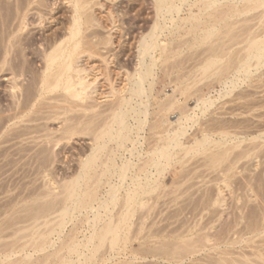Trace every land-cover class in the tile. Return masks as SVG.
<instances>
[{
	"label": "bare ground",
	"instance_id": "6f19581e",
	"mask_svg": "<svg viewBox=\"0 0 264 264\" xmlns=\"http://www.w3.org/2000/svg\"><path fill=\"white\" fill-rule=\"evenodd\" d=\"M101 1L100 0L60 1V2H64L67 5L66 7H68L69 13L66 16V18L63 19V21L61 20L62 22L59 21L58 25L56 26L55 23H57L56 21H58L59 19L56 18L58 16H55L54 12L56 13L57 8L59 9V7L57 6L59 0H0V15H1L0 18H2V22L0 23H2L1 29H3L2 30L3 37L1 40L3 43V52H1L3 54L2 55L4 61L3 63H7L12 67H14L13 66L14 59L17 58L20 61L19 65L18 66L16 65L17 68L16 69L13 68L14 71H10L13 72L14 75L12 79L13 81L10 79L13 82L12 85H10L12 86L13 89L11 91L12 93L11 97L14 98L15 100L14 104L11 105H14L15 107H11L12 109L14 108V110L12 111L14 114L11 112L9 113L11 115L10 116L8 113H6L8 114V118H6L8 121L7 120L4 121L6 123V124L3 123L6 125V127L5 126L4 127L8 130H11L14 128V127L12 128L13 125L18 124L17 126L21 125L20 127L25 128L26 131L29 132L30 130L29 133H26V131L21 128L24 132L20 130L18 136H21L23 133H25V135L28 134L31 135V133L35 132V130L36 131L38 130V132L39 131L42 132L44 130V132L45 131L46 132L45 133L43 132L44 135L42 134L40 138L39 136L41 132H39V135L38 132L36 133L38 138H36L35 133H34L35 137L34 135H31L30 137L31 138L34 137L35 140L37 139L42 140L44 136L45 140L43 139L41 142L46 141L45 143H47V145L49 143L52 144L53 142L60 143L63 142L62 140L65 141L66 139L71 140L78 135L80 136L82 135L84 139V140L82 139V141H84V143L86 142L85 146H87L86 147L87 150L86 151L84 150L81 156L79 155L81 158L79 160L77 173L76 171H74L76 174L73 177L70 176V178L66 176L67 179L69 178L68 180L65 179L64 177L66 181L63 180L64 182L63 181L60 182L61 185L59 184L58 186L55 185L53 186L51 183H49V181H51L49 179L47 180L48 182L44 181L45 184L43 183L42 186L43 188L40 189V190L44 189L43 192L41 191L43 193L41 199L40 197H38L40 194L39 195L37 194L38 195L37 197L41 201L39 202L38 200V204L36 205L30 204L26 206L27 207L26 212L28 211L29 214L31 215L28 216V213H26L27 215L26 217L34 218L35 220H37L36 222L41 225V223L44 222L45 220L42 221V219H40L41 221H38V218L40 217L43 218L48 215L53 216L57 212L58 215L56 214L54 215V220L57 221L54 223V221L52 220L53 224L55 225L52 224L51 226L55 227L54 229L59 228L62 230L67 221L69 222V220L71 219L73 220V218L76 217L77 214L83 213L84 217L83 216H82L83 218L79 217V221L81 220L80 222L83 221L87 225L86 227H88L89 231L86 228L85 229L89 233L84 237V239H78L77 238L78 236H76L75 233H72V236L68 235L69 236L68 238L66 237L67 235L66 236L64 235L67 239L61 238L63 241L60 238H59L60 240L57 239L56 241H61V244L59 243L60 244L59 247H56L53 251L51 250V252H47V254L43 253V255L45 256L42 255L43 257L40 258V260L43 258L41 260L42 262L39 259H37V256L34 261L32 260L33 253L31 252L33 251H31L30 253L25 252L24 256L29 258L28 259L29 262L26 261L28 264H41V263L44 264L43 263L44 260H46V262H52V259H54L55 262L51 264H91V262L92 261L94 262V260H97L96 262H99L101 260H109L115 258L122 250L124 251V249H128L125 246L128 243H130V235H135L136 233L139 234L138 233L139 227L140 230L143 228L147 217V215L145 216L146 211L149 212L151 210H154L155 207L156 209L158 208L157 206L159 204L158 202L159 198L165 196L164 194L166 193L167 188L171 186V185L168 186L167 180H165L168 171L172 172L171 169L173 168L174 170L180 169V171H184L183 169L185 165L184 163L187 161L185 159L189 158V157L186 158L185 156L202 152L204 153V155L205 154L209 155L208 158L210 157V160L206 159L207 156L205 157V159L207 161H212L213 163L212 162L211 163L214 165V167H216L219 165L218 163H220V161L222 162V159L225 156L227 157L228 155H230L233 148L235 149L237 147H243L242 142L244 140L240 138L241 134H243L244 132L241 131L242 126H240V124L230 125L229 124L230 122L228 123L229 120H227V122L222 121L223 119L220 120V117L218 118L212 116L211 114H216L217 112L221 114L220 113L221 111L223 114V108L225 107L224 103L222 105L223 106L222 109L219 108L221 110L220 112L219 109L218 110L214 109V107L218 106L219 101L224 100L225 102V98L227 96L233 94V92L235 90H238L237 88H240V86L246 83V81L248 82V80L250 81V79L254 78L255 77L254 74L263 73L257 71H260L261 67L264 66V0H150L149 4L151 5L152 8L151 13H153L152 21L151 24H149V27H147V30H145V28L143 30L140 29L141 31H138L139 33L138 34L136 33L137 35L134 36L135 39L133 38L134 39L133 52H132V41H131L132 31H130L128 27L126 28L125 26L127 24V20L130 17L129 16L130 11L127 10L125 11L124 9L121 8L124 6L122 3L121 4L123 6H121L120 4L122 0L120 1L109 0L112 2L111 5H113V2L114 3L116 2L111 7H109V5L107 7V5L105 4L107 2L104 3L102 1L103 2L102 3ZM60 4L61 3H59L58 5ZM185 6H187V8H185ZM98 9L99 11L100 10L103 11L105 16L104 14L102 15L103 17L99 16L97 14ZM185 10H187V13H184ZM49 19L55 22L53 24H55L56 27L55 29H53L51 33L48 32L47 34V31H44V29L47 27L45 24H47L46 21H48ZM180 29L181 30L187 29L188 33H192V35L190 36L188 35V37L192 36L191 37L192 39L190 38L191 41H189V43H192L191 44L192 46L190 45L189 48L193 46L203 47L204 45V48L201 49V52L199 54L198 61L196 60L197 61L196 64H198L199 70H201L200 72L201 75L195 78L194 83L192 82L193 81L192 79L193 76H192L191 83L193 84H191L190 82L188 84L187 79L185 82H182V85L188 84L186 86L179 85L180 82H176L175 85L172 86L171 89L172 92L170 90V93L167 94L165 93L161 95V96L164 95L163 97L164 99L160 103V101L158 100H161L162 98L157 96L159 95L156 92L157 90L155 91L156 94H154V92H153L154 95L152 94L154 85L158 83L156 80V75H157L156 67H158L160 63L163 64L161 66L162 67L161 72L164 73V71L167 70L166 75L167 76L170 75L171 69L165 68L168 67L167 61L171 57H175L180 53V49H177L175 46L177 47L182 46L183 44H180L179 42H181L183 39L182 40L180 39L181 41L177 39L178 42L176 41L175 45L172 42V44L177 50L174 47H171L172 49H169V44H170L169 40L171 41V39L168 38L169 35L167 32L173 35L175 33V35H177L178 33L176 34V32H179V34H181ZM47 30L49 31V29ZM183 30L182 32H185ZM129 31L131 32V34L129 33ZM181 37L182 35H180V38ZM183 37L185 36L183 35ZM177 43H179L180 45L179 44L177 45ZM184 43L187 42L184 41ZM185 48L186 47L184 46L183 49ZM14 54L16 55V58L13 57ZM180 54L182 55V53ZM192 54L193 53H191V55ZM179 55L177 56L178 58L175 57L176 59L175 58L173 59L175 60V62L171 61L173 65L175 63L178 64L177 60L181 61L182 65H184V63L187 62L186 57L188 58L190 57V56H185V57L183 56L184 58L182 59L185 58L186 59L182 60L180 58L181 55L180 56ZM132 57L134 60V68H132ZM194 58L196 57L194 56ZM111 64H115L116 69H118L119 71L118 70L115 71V69H112L111 68L112 66H110ZM189 67L192 68L191 66ZM160 68L159 70H161ZM169 69L170 71L168 72ZM177 69L179 70V68ZM186 73L184 72L183 74L180 72V74L183 76L184 75L186 76ZM189 75L188 78L191 77ZM21 77H24L25 79L28 78V81L24 80L28 82L26 86L24 84V87L22 85L18 86L21 84L19 83L21 82L19 81ZM263 77L262 79H264ZM205 78H211L209 80L212 81L209 82V80L206 79L208 83L203 85V87L201 86L202 84L200 83H199L200 85H197L199 81L204 82L203 79ZM183 79L184 78H182V80ZM191 79L189 78V81ZM168 80L169 82L172 81V83H174L172 79H168ZM252 81L250 85L252 84V86H255L253 85L254 83H252ZM23 83L24 82H22V84ZM172 83L170 82V84ZM195 85L198 87L201 86L199 89L198 87H196L198 91L195 87H194L195 90L193 89V86ZM165 86L167 87V85ZM168 86L170 88V85ZM165 90L167 91L166 88ZM192 91H196V92L192 93ZM249 91H251V89ZM243 94L242 95L239 94L241 100L246 97L247 98L244 99V101L247 100L249 97L251 98L250 95L245 96ZM236 95L237 94H235V96ZM253 95L254 93L252 94V96ZM236 98H238V95ZM153 99L155 100L158 99L157 100L158 102H156L158 104H155L154 107H157L156 105H158L159 107H157V111L155 110L156 117L154 119V122H152L151 125H149L150 124L149 119L151 114L150 110ZM191 101L194 103V105L191 104ZM256 108L258 109V107ZM224 114L226 113L224 112ZM209 115H211L210 116L211 118L208 117ZM25 116H27V119H25ZM203 118H205V120H202ZM15 119H17L16 121H18L19 119L20 120L19 122H16L14 124ZM23 119L27 120L30 124ZM22 120L27 122L26 127L25 125H23L24 127L22 126L21 123H24L22 122ZM54 121L56 122L57 127L53 125L55 128H49L47 126L48 123ZM196 123L201 125L199 129V132L202 134L201 138L198 137V135L196 136L195 134L196 132L195 133L191 132V134L188 135L189 130H191L194 124L196 126ZM147 126L148 129L151 130L160 129L158 132L160 136L157 139H155L156 141L154 140L155 143L154 141H152V143L154 144H152L149 141L152 144V146L149 145L147 150H145L146 147L144 149L142 148L144 145L143 139H145V136L148 137L152 132H154V131L152 132L150 131L151 133H149L148 136L142 135V132H145ZM233 127L234 129H231ZM237 129L240 130L237 131ZM9 132L10 131H8V133ZM192 133L193 136H191ZM151 135L153 136L154 134L152 133ZM258 137L259 136H255L253 137V139H257ZM184 138H187L188 142L186 139L185 142V140H183ZM192 138L193 140L190 142ZM6 139L4 138L5 141ZM39 140L35 142L38 143ZM146 141L147 140H145V142ZM259 142L260 141H258V143L254 142L253 143L254 146L252 144L251 148L249 149L246 148L247 150L245 152H240V149L237 150V152H240V154H238L239 156L237 157L239 158L246 157L245 156L246 153L252 150L255 151V149H256V153L260 154L261 153L260 151H262L263 148L259 152H257L258 151L257 148H261L263 146H261ZM212 147L214 148L216 147L218 150L213 149L214 151L213 150L211 151L210 149ZM18 148L20 147L18 146ZM207 150H210V153ZM182 151L184 152V154L182 153V155H184L185 158H182L183 157L181 155ZM205 152H208L209 154ZM50 156H51V152L46 154V156H44L43 159H48ZM237 157L234 158L235 163L233 164L229 163L228 165L230 166H227L225 169H221L220 175L216 176L217 177L216 179L220 180L219 183L217 182V190H218L217 194L219 193V196L217 195L216 197H212L211 195V197H208L206 194V197H208V201L205 200L206 198L203 199V201L204 200L207 201V205L205 204L206 202L205 203L203 202L206 206H208L209 203L210 205L216 203L218 206L220 203H224L225 205V201L223 200L222 197L224 190L227 187H231L229 181L231 177L234 176V174H236L235 170L237 173L239 171L237 170L238 167H236L237 169H235V165H238L239 162L241 161V160H238L239 162L236 161L235 159ZM193 158L196 159V157ZM34 161L35 160H33V162ZM45 166L46 165H44V167ZM191 167L189 166V168ZM50 172L51 171H49V174ZM186 172H182V175ZM175 178H177V176H175ZM180 178L178 179L180 180ZM179 180L177 181L179 182ZM177 181L172 183L174 187L178 188V184L176 185V183H178ZM198 181L199 180H197L196 182ZM213 181H215L214 178ZM244 181L246 180L244 179ZM221 182H223L222 185ZM253 182L255 183L256 181ZM258 182L259 181H257V183ZM179 185H181V183ZM187 185L186 188L189 187ZM206 185L210 186L211 184H206ZM58 187H60L61 190ZM169 189L170 188H168V190ZM168 190H167V194L171 192V190L170 192H168ZM173 190L175 191L176 189L173 188ZM179 193L175 195L179 196ZM202 197L204 198V195ZM30 201L31 200H29L28 202ZM36 202L37 201H35L34 204ZM161 204L163 206V203ZM236 205L239 206V204ZM261 205L260 208L262 207ZM206 206H204V208ZM240 207L241 205L239 206V208ZM218 208L216 207V209ZM220 208L222 209V206ZM212 209H214V207ZM139 210H143L145 214L142 212H139L141 213L142 216L139 213L137 214L141 216L139 217L140 221L138 220L140 222V226L138 228L137 227L135 228V226H137V224L139 223L137 221V224H135L134 226L135 229H134L131 226L133 223L132 217L133 215L136 214L135 212ZM182 211L183 209L181 210V212ZM52 212L55 213L53 214ZM51 213L53 215H51ZM49 216L46 218L47 219L49 218L51 220L52 218H50ZM55 217L57 218L55 219ZM221 217H219V219ZM13 218L15 219L17 217H13ZM34 219H32V223ZM47 219L44 223L46 224V222L48 221L47 224L49 223V225H46L44 227L42 225L41 227L44 228L43 231L38 229L39 225L37 224L35 225L36 222H34L33 227L32 225H30L31 227L28 228L30 229L36 228L38 229L37 232L36 230L35 231L32 230V232H29L30 229L27 228L29 233L25 234L24 232L26 230L24 229L25 230L24 231L22 230V227H20L22 232L24 233L23 235H25L27 238L28 235H30V233H33L31 235L32 240L30 241V243L28 242L29 244L25 245L24 247L21 246L22 249L25 250L28 248V246L29 249H31L30 248L31 246L34 247V251L38 252V250H45L52 245V244L49 245V243H52L49 241L50 238L52 237L50 236L48 240L46 237L47 235L45 236L46 233L45 230L48 231L50 229L49 228L50 224L52 223L50 222L49 219L48 220ZM244 219L245 218L241 219L242 222L244 221ZM8 221L10 222V220ZM14 221H16V219ZM75 222L77 223L78 221L76 220ZM239 222H235V223L238 224ZM14 223L15 222L13 223L11 222L9 223V225L6 224L5 225L6 227L7 226L10 227V225H12L13 227ZM151 223L155 224L156 222L154 221L153 223L152 221ZM246 223H247L246 226H244L246 232L244 233L241 232L242 235L240 233L239 234L240 237L239 235L237 236L238 238L229 237L230 239L228 238L227 240H225V238L222 237L224 238V240L223 239L222 240L227 246L231 244H237V243L241 244L242 242H246L247 243L246 246L243 247H248L252 249V252L246 250L247 252H249V254L245 251V249H243V247L241 248V250L237 248V250L239 249L240 251L236 253H234L235 252L234 250H233L234 252L228 251L229 248L222 250L223 247L221 248L219 246L221 244L219 243L220 241H218L219 238L217 239L216 236H213L214 234L211 235L210 233H208L210 235L208 234L206 235L203 233L205 236H200L199 233L197 232V234H195L194 236L192 235L187 236L190 232L193 231L192 230L193 228L187 229V231L185 230L187 234H185L182 231L180 234L175 232V234L176 235L178 234L177 236H180L181 239H179L180 240L179 242L177 241L173 242L174 239H172V241L170 242L171 237L168 238L169 235H167V233L171 232V230L168 231L167 229L164 228V230L168 231L167 233H165L166 235L165 238L167 237L166 238L167 240L165 241L164 239L161 240L159 238V240L162 241V242L159 241V243H162V245L165 244L164 245L165 247L161 248L162 245H159L160 246L159 248V246L156 244L158 243L157 241L155 242L151 240L152 242H155L154 244L150 242V239L145 240V241H149V243L144 242L142 240L143 241L142 243H144V245H141V247L145 246L146 243H148L149 246V247L145 246L146 249L149 248L148 250L145 251L144 248L143 250L140 249L139 244H141V242L137 240L139 242V244H137L136 246L139 247V250L136 249L138 253L141 252L140 250H142V252L145 251L147 253L143 252L142 254L140 253L141 255H139L136 251L135 252L133 251V253L131 252L132 260H140V259L144 260L146 258H153L158 262L156 264H184L183 263L185 262L184 260L188 259L192 254H195L198 251L204 250L206 248L208 249L214 248L215 249L214 251H216V255L214 252H213L214 255H212L211 253V256L213 257L208 258L209 261L207 260V262L210 264L211 262L212 264H264V251L263 249H260L259 248L260 245H258L260 243L264 244V206L261 208V212L259 213L257 219L254 218L253 221L249 220ZM191 224L192 223L190 222V225ZM80 225L82 224L80 223ZM2 226L0 224V227ZM36 226H38V228ZM47 227L49 229H47ZM76 227H74L75 230ZM131 227L133 228V230H131L133 232L137 229L136 232L133 234H131L130 232ZM179 227L180 226H178V228ZM203 227L205 228V226ZM146 228H150V225L148 227L146 226ZM1 229L2 228H0V231ZM21 230L20 229L18 230L17 227V230L14 233L15 234L22 233L19 232ZM75 230H73V232ZM161 230L162 232H164L163 227ZM176 230L174 228L173 232ZM80 231L81 230L77 232L80 234ZM68 232H70V230ZM68 232L66 234H68ZM84 233L85 232H83V234ZM219 233H218V237H219ZM175 234L173 235L170 234V236L171 235L176 236ZM146 235L148 236V234ZM157 235L159 234L157 233ZM162 235L164 234L162 233ZM196 235H198L199 238L201 237L202 238L199 239L198 236L196 238ZM16 236L13 237L15 239H18L16 238ZM144 236L141 237L144 238ZM136 237L137 235L134 236L133 238L138 239L139 236L137 238ZM0 238H1V234H0ZM155 238L156 240H158L157 237ZM20 240H22V238ZM163 240L165 241V243ZM198 240L201 241V243L202 241L204 243L201 244ZM0 241L2 240L0 239ZM197 241L203 246L201 247L200 245V247H198L199 244L195 243ZM16 242H14V244ZM135 244H133V246ZM149 244L150 245L153 244L155 248L153 247V249L151 250ZM195 244H197L198 246H196ZM11 246L12 244L10 245L9 243L8 245L6 244V246L2 245V247L4 248L5 247L8 248ZM132 247L130 246V249ZM219 247L220 249H218ZM158 248L162 250L160 252H156V249ZM65 249L67 250V252L65 251ZM63 251L66 252L67 254H64ZM13 252L14 251L12 250L11 253ZM8 254L7 256L10 257V254L9 255ZM15 254L17 253L15 252ZM249 255L254 256L255 258L254 257L252 258ZM7 256L5 255V257ZM206 256H210V255H206ZM25 257L23 258L20 257V258H22L23 261ZM212 258L213 260H211ZM3 259L1 260L4 261ZM49 259L50 261H48ZM7 261H8L7 264L8 263L12 264L11 260L10 262L9 259ZM19 261L21 262V260ZM16 262L18 264V260ZM127 262H126L127 264L132 263L131 261H127Z\"/></svg>",
	"mask_w": 264,
	"mask_h": 264
},
{
	"label": "rangeland",
	"instance_id": "374dc122",
	"mask_svg": "<svg viewBox=\"0 0 264 264\" xmlns=\"http://www.w3.org/2000/svg\"><path fill=\"white\" fill-rule=\"evenodd\" d=\"M60 1H63V0H59V2H58V4L59 3H61L60 5L62 6V8H61V6L60 5H58L57 4V6L59 7V9L57 8V10H56V13L54 12V14H55V16H58V17H56L57 19H59L58 21H56L57 23H55L54 21H51L50 19L48 20V21H46L47 22V24H45L47 27L44 29V31H47V34H48V32L49 33H51L52 31H53V29H55V27L58 25V22L59 21H63V19H65L66 18V16L68 15V7H66L67 5L64 3V2H60ZM101 1V0H100ZM104 3L105 2H107V3H105L106 5H107V7H108V5H109V7H111V6H113L115 3L113 2V5H111L112 4V2L111 1H107V0H102ZM101 1V2H102ZM120 1V0H119ZM119 1H118V3H119ZM141 0H122L121 2H120V4L122 3L125 7H126V9H125V7L121 4V6H123V7H121L122 9H124L125 11L127 10V11H130L129 12V19L127 20V24L125 25L126 26V28L128 27V29L130 30V31H132V52L134 51V49H133V46H134V36H136L139 32L138 31H141V30H143L144 28H145V30H147V27H149V24H151V21H152V17H153V13H151L152 11V8H151V5L149 4L150 2V0H142L141 2H140ZM145 1H147V2H145ZM102 2V3H103ZM110 2V3H109ZM143 2V3H142ZM63 3V4H62ZM149 4V5H147V4ZM143 5V6H142ZM65 8V9H64ZM120 8V9H121ZM185 8H187V6H185ZM149 9V10H148ZM63 10V11H62ZM65 10V11H64ZM101 11V10H100ZM99 11V9L97 10V14L99 15V16H102L103 14H104V12L103 11H101L100 12ZM59 12V13H58ZM184 13H187V10H185V12ZM61 14V15H60ZM149 14V15H148ZM63 15V16H62ZM152 15V16H151ZM1 16V15H0ZM54 16V17H55ZM104 16H105V14H104ZM103 17V16H102ZM136 17V18H135ZM138 18V19H137ZM136 20V21H135ZM51 21V22H50ZM61 21V22H62ZM131 21V22H130ZM0 22H2V18H0ZM146 24H145V23ZM53 23H55L56 24V26H55V24H53ZM181 23H183V22H181ZM50 24V25H49ZM183 24H185V23H183ZM182 24V25H183ZM2 23H0V32H2V30L3 29H1L2 28ZM52 25V26H51ZM181 25V26H182ZM137 26V27H136ZM143 26V27H142ZM52 27V28H51ZM142 27V28H141ZM183 27V26H182ZM136 28V29H135ZM138 28V29H137ZM47 29H49V31L47 30ZM141 29V30H140ZM181 30V29H180ZM179 30V31H180ZM183 30V29H182ZM182 30L180 31L181 32V34H179V32H176V34L177 35H175V33H174V35L173 34H171V33H169V32H167L168 33V35H169V37H168V35H167V33H166V35H167V37L169 38V39H171V41L169 40V42H170V44H171V46H170V44H169V49H172L171 47H174V45H175V42L177 41V39L178 40H182L183 41V43H182V41L181 42H179L180 44H183L182 46H180V47H177V46H175L177 49H180V53H182V55H181V59L182 58H184L185 56H190L189 58L188 57H186L187 58V62H185V61H183V62H185L184 63V65H182V62L181 61H178L177 60V63L179 64V66H178V64H172V62L171 61H174L175 62V60H173L175 57H177V56H175V57H171L168 61H167V64H168V67H165L166 69L167 68H170L171 69V72H170V75H166V72H167V70L166 71H164V69H163V71H164V73H162L161 71H162V65L163 64H159V66L161 67H156V80H157V84L156 85H154V88H153V91H152V94H153V92H154V94H156L155 93V91L157 92V94H159V95H157V96H159V97H161L160 99L161 100H158V101H160V103H161V101H163V97H164V95L163 96H161L162 94H167V93H170V90L172 89V86H174L175 85V83L176 82H180V84L179 85H182V82H185L186 81V79H187V82H188V84H189V82L191 83V81H192V79H193V83H194V81H195V78L197 77V76H200L201 75V70H199V66H198V64H196L197 63V61H198V58H199V54H200V52H201V49H203L204 48V45H203V47L202 46H198V47H196V46H193V47H191V48H189L190 47V45L192 44V43H189V41H191L190 40V38L192 37H188V35L190 36V35H192V33H188L187 32V29H184L183 31H185V32H182ZM129 31V33L131 34V32ZM137 33V34H136ZM188 33V34H187ZM2 34H3V32L2 33H0V128H2V129H0L1 131H0V224H1V226H2V224H3V226L6 224V225H9V223H13V222H15L14 223V225H13V227H12V225H10V227L9 226H7L6 227V225L3 227H0V228H2V229H4V230H2L1 229V231H2V233H1V231H0V234H1V240L2 241H0V260L1 259H3L4 261H0V264H7V260L9 259V262H10V260H11V263L12 264H14V263H16L17 264V260H18V264H20L21 262L23 263V264H28L27 262H29L28 261V257H25L24 255H25V252H31V251H33V252H31V253H33L32 254V260L34 261L35 260V258H36V256H37V259H39L40 260V258L41 257H43V256H45V255H43V253L45 254H47V252H51V250L53 251L56 247H59V245L61 244V241H56L57 239L58 240H60L61 238L63 239H67L69 236H72V233H75V235L76 236H78L77 238L78 239H84V237L89 233L88 231V227H86L87 225L84 223H82V222H80L79 221V217L81 218L82 216L84 217V214L83 213H81V214H77L76 215V217H74L73 218V220L71 219V220H69V222L67 221L66 222V224L64 225V227H63V229L61 230V229H59V228H56V229H54L55 227H53V226H51L52 224H53V222H52V220L54 221V223L57 221H55L54 220V215L56 214V215H58L57 214V212L54 214L53 212V214L51 213V215H53V216H49L50 218H52L51 220H50V222H52L51 224H50V229L47 227V229H49L48 231H51V232H48L47 230H45V236L47 237V239L48 238H50V236L53 238H50V242H52V243H49V245H51V246H49L47 249H45V250H38V252H36V251H34V247H31L30 246V248L31 249H29V246H28V248L27 249H22L21 248V246L22 247H24L25 245H27V244H29L30 243V241L32 240V238H31V235L33 234V233H30V235H28V238L25 236V235H23L24 233L25 234H27V233H29V232H32V230H36V232L38 231V229L39 230H41V231H43L44 230V226H46V225H49V223L47 224V222H46V224L44 223L45 221H46V217H48V216H46V217H43V218H38V221H41L40 219H42V221L43 220H45L44 222H42L41 223V225L40 224H38L36 221L37 220H35L34 218H32V217H30L31 218V220H30V218H28V217H26L27 215H26V213H28V216H31L30 214H29V212L27 211L26 212V209H27V207L26 206H28V205H30V204H33V205H36V204H38V200H39V202L41 201L40 199H41V196H43V190H40L41 188H43L42 186H43V183L45 184V182H48L47 180L49 179V180H51V181H49V183H51L53 186L55 185V186H58L59 184L61 185V183L60 182H62L63 180H65V179H67V177H69L70 178V176L71 177H73L76 173H77V170H78V166H79V160H80V156L83 154V151L85 150H87V146H85L86 145V142L84 143V141H82V139H83V137H82V135L80 136V135H78V136H76V137H74L73 139H71V140H67V142H66V140L64 141V140H62L63 142H60V143H49L48 145H47V143H45L46 141H43V142H41L43 139H44V136H43V138H42V140H39V139H37V140H39V142L37 143V142H35V141H37V140H35V134L38 132V130L36 131L35 130V132H32L31 133V135H34V137H30L31 135H25V133H23L21 136H18V133H19V131L20 130H25V128H22V127H20L21 125H19V126H17L15 123L16 122H19V120L18 121H16L17 119H15V122H14V124L17 126H15V125H13L12 126V128L13 129H11V130H8V129H6L5 127H6V123L4 122L5 120H7L6 118H8V114L9 113H11L13 110H14V108L12 109L11 107H15L14 105H11V104H14V98H12L11 96H12V93H11V91L13 90L12 89V86H10V85H12V79H13V77H14V75H13V72H10V71H14V69L13 68H17L16 67V65L18 66L19 65V63H20V61H19V59H17L16 58V55L14 54V58H16V59H14V64H13V66L14 67H12L11 65H9V64H7V63H3L4 61H3V58H2V53L1 52H3V43H2ZM179 35V36H178ZM180 35H182V37L180 38ZM183 35L185 36V37H183ZM177 36H178V38H177ZM171 37V38H170ZM134 38V39H133ZM189 40H188V39ZM192 39V38H191ZM184 41H186L187 43H184ZM172 42H173V44H172ZM178 42V41H177ZM179 43H177V45L179 44ZM179 44V45H180ZM184 46L186 47L185 49H183L184 48ZM188 46V47H187ZM192 46V45H191ZM174 47V48H175ZM202 47V48H201ZM175 48V49H176ZM176 49V50H177ZM189 51H191V52H189ZM193 51V52H192ZM191 53H193L192 55H191ZM179 55V56H180ZM184 56V57H183ZM194 56L196 57V58H194ZM29 57H31V56H29ZM178 58V57H177ZM185 58V59H186ZM194 58V59H193ZM176 59V58H175ZM185 59H182V60H185ZM189 60V61H188ZM197 60V61H196ZM128 62V61H127ZM173 62V63H174ZM181 62V63H180ZM191 62V63H190ZM17 63V64H16ZM189 63V64H188ZM167 64H164V65H167ZM194 66H193V65ZM8 65V66H7ZM186 65V66H185ZM11 66V67H10ZM110 66H112L111 68L112 69H115V71H117L118 69H116V67H115V64H111ZM170 66V67H169ZM189 66H191L192 68H190ZM10 69H8V68ZM188 67H189V69H188ZM197 67V68H196ZM263 67V68H262ZM261 67V70L260 71H257V72H263V73H257V74H254L255 75V77H254V75H253V77L254 78H252V79H250V81L248 80V82L246 81V83H244V84H242V86H240V88H237L238 90H235L234 92H233V94H231V95H229V96H227L226 98H225V102H226V104H225V102H224V100H221V101H219V103H218V106H216V107H214V109L215 110H218L219 108H221L222 109V105H223V103H224V105H225V109H227V110H225L224 108H223V114H222V111L219 109V112L221 113V114H219L218 112L216 113V114H211L212 116H215V117H220V120L221 119H223L222 121H226L227 122V120H229L228 121V123L230 124V125H236V124H240V126H242L240 129H241V131H244L243 132V134H241V136H240V138L242 139V140H244L243 142H242V146L243 147H237V148H233V150H232V152L230 153V155H228L227 157L225 156L223 159H222V162L220 161V163H218L219 165L218 166H216V167H214V165L212 164L213 162L212 161H207V160H210V157L208 158V156L209 155H207V154H205L204 155V153H202V152H200V153H196V154H192V155H187V156H185L186 158L187 157H189V158H187V159H185V160H187L184 164V171H180V169H178V170H174V168L173 169H171V171L172 172H170V171H168V173H167V177H166V179L165 180H167V183H168V186L169 185H171L170 187H168V188H170L169 190H168V188H167V190H168V192H170V190H171V192L170 193H168L167 194V190H166V193L164 194L165 196H163V197H161V198H159V200H158V202H159V204H158V208L156 209V207H155V209L154 210H151V211H146V214H145V212H143V210H139V211H136L134 214L135 215H133V217H132V227L134 228V226H135V224H137V221L139 220L140 221V218L139 217H141L142 215H141V213H139V212H142V213H144L145 214V216L147 215V217H146V220H145V223H144V226L146 225L147 227L150 225V228H146V226L144 227L143 226V228L140 230V222L137 224V226H135V228L137 227H139V231H138V233L139 234H135V235H130V243H128L125 247H127L128 249H124V251L122 250L119 254H118V256H116L115 258H113V259H109V260H111V261H109V260H101V261H99V262H96L97 260H94V262L92 261L91 262V264L93 263V264H97V263H100V264H103V261H104V264H114V263H116V261H117V263L116 264H123V263H126L127 261H131L130 263L131 264H149V263H151V264H156V263H158L155 259H153V258H146V259H140V260H132V254H131V252L133 253V251L135 252H137L138 253V251L136 250V249H138L139 250V247H136L137 246V244H139V242L138 241H140L141 242V244H139L140 245V249H142L143 250V248H144V250L146 251V250H148L149 248H145V246L146 247H149L148 246V243H149V241H145V240H148V239H150V242L151 243H154L155 244V242L157 241L158 243H156L158 246L159 245H162V243H159V241H161L162 239H164L165 241L167 240L166 238H165V233H167L169 230H171V232H168V233H170V234H175V232H177L178 234H180L181 233V231L182 232H184L185 234H187L186 232H185V230L187 231V229H192L193 231L192 232H190L187 236H194L195 234H197V232L199 233V235L200 236H205L204 234H208V233H210L211 235L212 234H214L213 236H216L217 237V239H218V241H220L219 243H221L219 246L222 248V250L223 249H226V248H229L228 249V251H233L234 253H236V252H239L240 250H241V248L243 247V246H246V242H242L241 244H239V243H237V244H231V245H225V243H224V238H225V240H227L229 237L230 238H238L237 236L242 232V233H244V232H246V229L244 228V226H246V222H248L249 220H254V218L255 219H257L258 218V216H259V213L261 212V208L264 206V97H263V95H264V79H262V77L264 76V66H262ZM132 68H134V60H133V57H132ZM159 68L161 69V70H159ZM163 68H164V66H163ZM177 68H179V70L177 69ZM194 68V69H193ZM170 69L168 70V72L170 71ZM182 69V70H181ZM198 69V70H197ZM133 70V69H132ZM184 70V71H183ZM194 70H196V71H194ZM119 71V70H118ZM160 71V72H159ZM183 71V72H182ZM180 72L181 73H183L184 74V72L186 73V76L184 75H181L180 74ZM197 72V73H196ZM199 72V73H198ZM158 73H159V75H158ZM190 74V75H189ZM196 74V75H195ZM188 75L189 76H191V77H189L190 79L192 78V76H193V78L189 81V78H188ZM262 75V76H261ZM172 76H173V78H172ZM180 76V77H179ZM257 76V77H256ZM25 78H26V76H25ZM24 77H21L20 78V80L19 81H21V82H19V83H21L20 85H18V86H23L24 87V84H25V86H26V84L28 83V82H26V81H28V78L27 79H25ZM161 78V79H160ZM180 78V79H179ZM182 78H184L183 80H182ZM261 78V79H260ZM264 78V77H263ZM12 81H11V80ZM168 79H172L173 80V82L174 83H172V81H170L172 84H170V82H169V80ZM206 79L207 80H209V79H211V78H205V79H203L204 80V82L203 81H199L198 83H197V85H200V84H202L201 86L203 87V85H205V84H207L208 83V81H206ZM213 79V78H212ZM260 79V80H259ZM24 80H26V81H24ZM160 80V81H159ZM179 80V81H178ZM255 81V82H253V81ZM258 80V81H257ZM263 80V81H262ZM162 81V82H161ZM212 80H209V82H211ZM251 81H252V83H254L253 85H255V86H252V84L250 85V83H251ZM22 82H24L23 84H22ZM161 82V83H160ZM165 82V83H164ZM186 82V83H187ZM11 83V84H10ZM162 83H164V84H162ZM168 83V84H167ZM193 83H191V84H193ZM200 83V84H199ZM159 84V85H158ZM188 84H186V85H188ZM250 86H249V85ZM257 84V85H256ZM158 85V86H157ZM165 85H167V87L165 86ZM168 85H170V88H169V86ZM186 85H182V86H186ZM181 86V87H182ZM201 86H193V89L195 90V88L196 87H198V89L201 87ZM253 88H252V87ZM261 86H262V88H261ZM195 87V88H194ZM247 87V88H246ZM259 87V88H258ZM161 88V89H160ZM165 88L167 89V91L165 90ZM242 88H243V90H242ZM246 88V89H245ZM155 89V90H154ZM192 89V88H191ZM192 89V90H193ZM197 89V88H196ZM198 89H197V91H198ZM241 89V90H240ZM251 89V91H249ZM254 91H253V90ZM255 89H257V90H255ZM159 90H161V91H159ZM165 90V91H164ZM259 90V91H258ZM164 93H163V92ZM191 91V90H190ZM189 91V92H190ZM239 91V92H238ZM249 91V92H248ZM171 92H172V90H171ZM193 92H196V91H192V93ZM248 92V93H250V94H246V93ZM261 92V93H260ZM244 93V94H243ZM254 93V97L252 96V94ZM11 94V95H10ZM153 94V95H154ZM235 94H237L238 95V98H236L237 97V95L235 96ZM250 95L251 96V98L253 99V101H252V99L250 98H248L247 100H245L244 101V99H246V98H244V99H240V95ZM256 94V95H255ZM261 97H263V98H261ZM259 98H261V99H259ZM157 100H155V99H153L152 100V106H151V110H150V119H149V122H150V124L149 125H151V123L152 122H154V119H155V117H156V111H157V107H159L158 105H156L157 107H154L155 106V104H158V103H156V102H158ZM165 101V100H164ZM251 101V102H250ZM260 101H261V103H260ZM243 103V104H241V103ZM246 102V103H245ZM263 102V103H262ZM249 103V104H248ZM259 103V104H258ZM10 104V105H9ZM191 104H193L194 105V103L191 101ZM245 104V105H244ZM255 104H257V105H255ZM232 105V106H231ZM247 105V106H246ZM221 106V107H220ZM6 107V108H5ZM256 107H258V109L256 108ZM239 108V109H238ZM247 108V109H246ZM6 111H5V110ZM10 109H11V111H10ZM233 109V110H232ZM7 110H8V112H7ZM156 110V111H155ZM225 110V111H224ZM242 112V114H241V112ZM2 111H4V112H2ZM231 111H233V112H231ZM224 112L226 113V114H224ZM6 113H8V114H6ZM13 113V112H12ZM14 114V113H13ZM12 114V115H13ZM10 115V114H9ZM211 115H209L208 117L209 118H211L210 116ZM228 115V116H227ZM11 116V115H10ZM154 116V117H153ZM173 116H175V115H173ZM172 116V117H173ZM257 116V117H256ZM3 117H5V118H3ZM207 117V118H208ZM222 117V118H221ZM229 117V118H228ZM2 118H3V120H2ZM24 118V117H23ZM228 118V119H227ZM25 119H27V116H25ZM25 119H23V120H25ZM174 119V118H173ZM225 119V120H224ZM22 120V122H24V123H21L22 124V126L23 125H25V127H26V124H27V120H25V121H27V122H25V121H23ZM202 120H205V118H203ZM232 120V121H231ZM239 120V121H238ZM247 120H249V121H247ZM259 120H261V121H259ZM8 121V120H7ZM6 121V122H7ZM251 121H252V123H251ZM256 121V122H255ZM258 121V122H257ZM2 122V123H1ZM225 122V123H226ZM260 122V123H259ZM3 123H5V124H3ZM29 123V122H28ZM53 123V124H52ZM227 123V124H228ZM2 124V125H1ZM12 124H13V121H12ZM20 124V123H19ZM30 124V123H29ZM52 124V125H51ZM243 124H244V126H243ZM253 124H254V126H253ZM258 124H260V125H258ZM55 127H57V125H56V122L54 121V122H49L48 123V127L49 128H55ZM5 126V127H4ZM29 126V125H28ZM7 127H8V125H7ZM18 127H20V128H18ZM24 127V126H23ZM200 127H201V125L200 124H198V123H196V126H195V124H194V126L191 128V130H189V133H188V135L189 134H191V132H193V133H195L196 134V136L198 135V137H202V134L199 132V129H200ZM251 127H253V128H251ZM22 128V129H21ZM231 129H234V127L233 128H231ZM239 129V130H240ZM254 129H256V130H254ZM5 130V131H4ZM10 131L9 133H8V131ZM22 130V132H24ZM32 130V129H31ZM147 130V131H146ZM146 130H145V132H142V135H147L148 136V134L149 133H151L152 131H154V132H152L154 135L152 136L151 134L148 136V137H146L145 136V139H143V142H144V145H143V149L145 148V150H147V148H148V146L149 145H151L152 146V144H154L155 143V139H157L160 135H159V130L158 129H153V130H151V129H148V126H147V128H146ZM238 129H237V131H239ZM246 130V131H245ZM7 131V132H6ZM12 131V132H11ZM26 131V130H25ZM33 131V130H32ZM149 131V132H148ZM151 131V132H150ZM29 132H30V130H29ZM28 131H26V133H29ZM39 132H41V131H39ZM39 132H38V135H39ZM44 130L41 132V134H40V136H39V138L41 137V135L43 134L44 135V133L46 132H44ZM148 132V133H147ZM156 132V133H155ZM35 133V134H34ZM145 133H147V134H145ZM161 133V132H160ZM193 133H192V135L191 136H193ZM12 134V135H11ZM195 134H194V136H195ZM6 135H8V136H6ZM11 135V136H10ZM24 135V136H23ZM158 135V136H157ZM246 135V136H245ZM5 136V137H4ZM14 136V137H13ZM18 136V137H17ZM23 136V137H22ZM150 136H152V137H150ZM255 136H259L257 139H253V137H255ZM6 137H7V139H6ZM151 139H150V138ZM155 137V138H154ZM187 137V136H186ZM190 137V136H189ZM4 138L6 139V141L4 140ZM36 138H38L37 137V134H36ZM147 138H149V139H147ZM152 138H154V139H152ZM191 138V137H190ZM194 138V137H193ZM193 138L190 140V142L193 140ZM12 139V140H11ZM187 140V138H184L183 140ZM34 140V141H33ZM45 140V139H44ZM84 140V139H83ZM145 140H147L146 142H145ZM155 140V141H154ZM186 140H185V142H186ZM260 141L259 142V144L261 145V146H263V147H261V148H257V152H259L262 148V151H260L261 153L259 154H257L256 153V149H255V151H249L248 153H246V157H241V158H239V157H237V156H239L238 154H240V152H245L247 149L246 148H251V145L255 142V143H258V141ZM18 141V142H17ZM152 143V141H154V143H150V142ZM13 142V143H12ZM17 142V143H16ZM76 142V143H75ZM148 142V143H147ZM187 142H188V140H187ZM245 142V143H244ZM16 143V144H15ZM10 144H11V147H10ZM52 145V147H51V145ZM55 144V145H54ZM57 144V145H56ZM60 144V145H59ZM14 145V146H13ZM16 145V146H15ZM42 145V146H41ZM188 145V144H187ZM245 145V146H244ZM18 146L21 148H18ZM50 146V147H49ZM150 146V147H151ZM241 146V145H240ZM253 146H254V144H253ZM41 148V149H40ZM53 148V149H52ZM86 148V149H85ZM245 148V149H244ZM18 149H20V150H18ZM34 149V150H33ZM52 149V150H51ZM218 150L216 147L214 148V147H212L210 150L212 151V150ZM240 149V152H237V150H239ZM242 149V150H241ZM12 152H11V151ZM46 150V151H45ZM210 150H207V151H209V153H210ZM213 150V151H214ZM244 150V151H243ZM31 151V152H30ZM53 151V152H52ZM65 151V152H64ZM49 152H51V156L48 158V159H43V157L44 156H46V154H48ZM61 152V153H60ZM22 153H23V155H22ZM58 153V154H57ZM182 153L184 154V152L182 151L181 152V155H182ZM205 153H208V152H205ZM208 153V154H209ZM10 154V155H9ZM29 154V155H28ZM64 154V155H63ZM65 154H66V156H65ZM198 154H200V155H198ZM204 156H203V155ZM21 155V156H20ZM34 155V156H33ZM36 155V156H35ZM56 155V156H55ZM80 155V156H79ZM197 155V156H196ZM29 156H30V158H29ZM48 156V155H47ZM183 157L182 158H185L184 157V155H182ZM207 156V160L205 159V157ZM237 157L235 160L236 161H238V160H241L240 162H239V164L238 165H235V169H237L236 167H238V169L237 170H239L238 171V173L236 172V170H235V173L236 174H234V176H232L231 177V179H230V181L233 183H231L230 181H229V184H231L230 186L232 187H227V188H225V187H223V188H225V190H224V193H223V200L225 201V205H224V203H220V204H222V205H220L219 203V206L217 205V203L216 204H211L210 205V203H209V205L208 206H206L207 205V201H208V197H211V195H212V197H216L217 195L219 196V193L217 194V192H218V190H217V182L219 183V181L220 180H217L216 178V176H218V175H220V172H221V169H225L227 166H230V165H228L229 163L230 164H233V163H235L234 162V158L235 157ZM39 157V158H38ZM193 157H196V159L195 158H193ZM32 158V159H31ZM36 158V159H35ZM52 158V159H51ZM43 159V160H42ZM189 159V160H188ZM191 159V160H190ZM33 160H35L34 162H33ZM40 160V161H39ZM54 160V161H53ZM206 160V161H205ZM53 162V163H52ZM209 162V163H208ZM212 162V163H211ZM237 162V163H238ZM35 165H34V164ZM43 163V164H42ZM57 163V164H56ZM211 163V164H210ZM236 163V164H237ZM262 163H263V165H262ZM41 164H42V167H41ZM61 164V165H60ZM209 164V165H208ZM38 165V166H37ZM44 165H46L45 167H44ZM191 167V168H189V166ZM210 165H213V166H210ZM216 165V164H215ZM242 165V166H241ZM262 165V166H261ZM32 166V167H31ZM34 166V167H33ZM51 166V167H50ZM53 166V167H52ZM76 166V167H75ZM196 166V167H195ZM31 167V168H30ZM41 167V168H40ZM50 167V168H49ZM57 167V168H56ZM187 167V168H186ZM241 167V168H240ZM257 167V168H256ZM49 168V169H48ZM52 168H53V170H52ZM56 168V169H55ZM58 168H59V170H58ZM70 168V169H69ZM72 168V169H71ZM240 168V169H239ZM39 169V170H38ZM46 169H48V170H46ZM74 169H76V170H74ZM188 169V170H187ZM196 171H195V170ZM261 169V170H260ZM42 170V171H41ZM66 170V171H65ZM69 170V171H68ZM187 172H186V171ZM263 170V171H262ZM33 171V172H32ZM35 171V172H34ZM41 171V172H40ZM45 173H44V172ZM49 171H51L50 172V174H49ZM53 171H54V174H53ZM74 171H76V173L74 172ZM180 171V172H179ZM182 172H186V173H184L183 175H182ZM189 172V173H188ZM46 173H47V176H46ZM52 173V174H51ZM62 173V174H61ZM241 173V174H240ZM44 176H43V175ZM188 174V175H187ZM191 174V175H190ZM262 174V175H261ZM35 175H38V176H35ZM178 175H179V177H178ZM194 175V176H193ZM44 178H42V177ZM49 176V177H48ZM67 176V177H66ZM175 176H177V178H175ZM182 176V177H181ZM254 176V177H253ZM260 176H261V178H260ZM51 177V178H50ZM53 177V178H52ZM64 177H65V179H64ZM181 177V178H180ZM193 177V178H192ZM201 177V178H200ZM68 178V179H69ZM178 178H180V180L178 179ZM185 180H184V179ZM196 178H197V180H199L198 182H200V183H198V182H196L197 180H196ZM205 180H204V179ZM213 178L215 179V181H213ZM250 178V179H249ZM256 178V179H255ZM67 179V180H68ZM211 179H212V181H211ZM244 179L246 180V181H244ZM173 180H175V181H173ZM177 180H179V182L177 181ZM182 180V181H181ZM248 180V181H247ZM45 181V182H44ZM66 181V180H65ZM178 182V183H176V185L178 184V188L177 187H174V185H173V183L174 182ZM181 181V182H180ZM204 181V182H203ZM210 181V182H209ZM253 181H256L255 183L253 182ZM257 181H259L258 183H257ZM64 182V181H63ZM173 182V183H172ZM184 182H187L188 183V185H187V183H184ZM213 184H212V183ZM247 182H249V183H247ZM54 183V184H53ZM57 183V184H56ZM181 183V185H179ZM196 183V184H195ZM216 183V184H215ZM222 183L223 182H221V185H222ZM195 184V185H194ZM206 184H211L210 186L209 185H206ZM257 185V186H255V185ZM175 185V186H176ZM183 185V186H182ZM186 185L187 186H189V187H187L186 188ZM204 185V186H203ZM214 185V186H213ZM215 185H216V187H215ZM243 185V186H242ZM259 185V186H258ZM180 186V187H179ZM213 186V187H212ZM224 186V185H223ZM240 186V187H239ZM250 186V187H249ZM39 187V188H38ZM171 187H172V189H171ZM241 187H242V189H241ZM249 189H248V188ZM253 187V188H252ZM59 189H60V187H58ZM173 188L174 189H176L175 191L173 190ZM216 188V189H215ZM252 188V189H251ZM183 191H182V190ZM186 189V190H185ZM215 189V190H214ZM226 189H227V191H226ZM229 189V190H228ZM230 189H232V190H230ZM234 189V190H233ZM247 189V190H246ZM61 190V189H60ZM178 190V191H177ZM236 190V191H235ZM249 190H250V193H249ZM253 190V191H252ZM33 191H35V192H33ZM42 191V192H41ZM236 192V193H234V192ZM239 193H238V192ZM33 192V193H32ZM180 192V193H179ZM209 192V193H208ZM213 192V193H212ZM42 193V194H41ZM173 193V194H172ZM179 193V196L178 195H175V194H178ZM183 193V194H182ZM32 194V195H31ZM39 196H38V195ZM206 194H207V196L208 197H206ZM216 194V195H215ZM225 194V195H224ZM228 194V195H227ZM233 194V195H232ZM239 194V195H238ZM174 195V196H173ZM184 195V196H183ZM204 195V198L202 197ZM210 195V196H209ZM234 195H235V197H234ZM252 196V197H250V196ZM40 197V199L38 198V197ZM155 196V195H154ZM167 196V197H166ZM176 196V197H175ZM178 196V197H177ZM239 196V197H238ZM31 197V198H30ZM32 197H34V198H32ZM238 197V198H237ZM38 198V199H37ZM168 200H167V199ZM206 198V199H205ZM226 198V199H225ZM236 198V199H235ZM240 198V199H239ZM242 198V199H241ZM35 199H37V200H35ZM166 199V200H165ZM174 200V201H172V200ZM176 199V200H175ZM179 199V200H178ZM203 199H205V200H207V201H203ZM256 199V200H255ZM29 200H31L30 202H32V203H30V202H28ZM37 201L35 204H34V202L35 201ZM163 200V201H162ZM238 200H239V202H238ZM162 201V202H161ZM165 201V202H164ZM172 201V202H171ZM177 201V202H176ZM179 201V202H178ZM227 201V202H226ZM246 201V202H245ZM262 201V202H261ZM27 202V203H26ZM206 204H204V203ZM161 203H163V206H162V204ZM173 203V204H172ZM165 204V205H164ZM166 204H167V206H166ZM203 206H202V205ZM236 204H239V206L241 205V209L239 208V206L238 205H236ZM249 204V205H248ZM262 204V205H261ZM171 205H174V206H170ZM193 205V206H192ZM223 205H224V207H223ZM227 205V206H226ZM236 205V206H235ZM259 205V206H258ZM260 205L262 206L261 208H260ZM169 206V207H168ZM202 206V207H201ZM204 206H206L205 208H204ZM222 206V209L220 208ZM226 206V207H225ZM24 207V208H23ZM26 207V208H25ZM192 207V208H191ZM214 207V209H212ZM216 207L218 208V209H216ZM243 207V208H242ZM160 208V209H159ZM194 208V209H193ZM225 208H227V209H225ZM25 209V210H24ZM183 209V211L181 212V210ZM202 209V210H201ZM221 209V210H220ZM238 209V210H237ZM240 209V210H239ZM243 209V210H242ZM159 210V211H158ZM161 210H162V212H161ZM237 210V211H236ZM254 211V214H253V211ZM259 210V211H258ZM164 211H166V212H164ZM191 211V212H190ZM147 212H148V214H147ZM194 212V213H193ZM215 212V213H214ZM238 212V213H237ZM244 212H246V213H244ZM252 212V213H251ZM140 214V215H137V214ZM151 213V214H150ZM193 213V214H192ZM83 214V215H82ZM222 214V215H221ZM248 214V215H247ZM252 214H253V216H252ZM256 214V215H255ZM216 215V216H215ZM222 217H221V216ZM244 215V216H243ZM245 215H246V217H245ZM255 215V216H254ZM23 216V217H22ZM151 216V217H150ZM152 216H153V218H152ZM160 216V217H159ZM241 216V217H240ZM13 217H17V218H15L16 219V221H14L15 219L12 218ZM22 217V218H21ZM82 217V218H83ZM136 217H138V218H136ZM159 217V218H158ZM191 217V218H190ZM193 217V218H192ZM219 217H221L220 219H219ZM245 218L244 219V221L242 222V220L241 219H243V218ZM57 217H55V219H56ZM134 218V219H133ZM163 220H162V219ZM190 218V219H189ZM199 218V219H198ZM248 218V219H247ZM4 219V220H3ZM10 220V222L8 221V220ZM29 219V220H28ZM32 219H34L33 220V223H32ZM47 219V220H48ZM137 219V220H136ZM148 219V220H147ZM191 220V221H189V220ZM239 219V220H238ZM78 221L77 223L75 222V221ZM192 220H193V222H192ZM237 220V221H236ZM72 221H74L75 222V225H74V222H72ZM153 221V223H154V221L156 222L155 224H152L151 222ZM189 221V222H188ZM196 221V222H195ZM240 221V222H239ZM246 221V222H245ZM9 222V223H8ZM34 222H36L35 223V225L37 224V225H39V228H38V226H36L38 229H36V228H34V229H30V228H28V227H31L30 225H32V227L34 226ZM190 222L192 223L191 225H190ZM235 222H239L238 224H236ZM242 222V223H241ZM80 223L82 224V225H80ZM163 223V224H162ZM185 223V224H184ZM198 223V224H197ZM241 223V224H240ZM77 224V225H76ZM80 226H79V225ZM166 224V225H165ZM169 224V225H168ZM195 224H197V225H195ZM245 224V225H244ZM29 225V226H28ZM43 225V227H41ZM53 225H55V224H53ZM73 225V226H72ZM151 225H152V227H151ZM154 225H156V226H154ZM160 225V226H159ZM200 225V226H199ZM205 226V228L203 227V226ZM76 226H79V227H76ZM85 226V227H84ZM154 226V227H153ZM168 226V227H167ZM178 226H180L179 228H178ZM193 226V227H192ZM233 226V227H232ZM5 227H6V229H5ZM17 227H18V230L20 229L21 230V228L20 227H22V230H24L25 232L23 233L22 232V230L21 231H19V232H22V233H17V234H15L14 232H16V230H17ZM74 227H76V230L77 231H79V230H81V231H83V232H85L84 234H83V232H81L80 231V234L75 230V228ZM130 228V232H131V234H133V233H135L136 232V230L133 232V231H131V230H133V228ZM162 227H163V230H164V228L165 229H167V230H164V232H162ZM175 228V230L176 231H174L173 232V230H174V228ZM199 227H201V228H199ZM229 227V228H228ZM15 228V229H14ZM30 229L29 230V232H28V229ZM43 228V229H42ZM46 228V227H45ZM52 228V229H51ZM72 228H74V229H72ZM88 230V231H86V229ZM134 228V229H135ZM145 228V229H144ZM184 228V229H183ZM233 228V229H232ZM59 229V230H58ZM71 229H72V232H71ZM79 229V230H78ZM147 229V230H146ZM150 229V230H149ZM154 231H153V230ZM179 229V230H178ZM182 229V230H181ZM236 229H237V231H236ZM53 230V231H52ZM70 230V232H68ZM73 230H75L74 232H73ZM144 230H145V233L146 234H148V236L144 233ZM153 232H152V231ZM242 230V231H241ZM40 231V232H41ZM143 231V232H142ZM149 231V232H148ZM157 231V232H156ZM161 231V232H160ZM195 231V232H194ZM201 232V234H200V232ZM231 231V232H230ZM239 231V232H238ZM18 232V231H17ZM63 232V233H62ZM68 232V234H66ZM150 232H151V235H150ZM220 232V233H219ZM223 232H225V233H222ZM44 233V232H43ZM53 233H54V235H53ZM62 233V234H61ZM152 233H153V235H152ZM154 233H156V234H154ZM157 233L160 235H157ZM162 233L164 234V235H162ZM167 233V235H169L168 236V238H170V239H168V240H170V242L172 241V239H174L173 240V242L174 241H177V242H179L180 240L179 239H181V237L180 236H177L176 234V236H170V234H168ZM193 233V234H192ZM204 233V234H203ZM218 233H219V237H218ZM242 233H241V235H242ZM13 234V235H12ZM15 234V235H14ZM21 234V235H20ZM143 234V235H142ZM144 234H145V236H144ZM210 234H208V235H210ZM235 234V235H234ZM17 235V236H16ZM34 235H36V234H34ZM48 235H49V237H48ZM60 235V236H59ZM63 235V236H62ZM67 237H65V236ZM69 235V236H68ZM74 235V236H75ZM137 235V237H138V239H135V238H133L134 236H136ZM222 235V236H221ZM226 237H225V236ZM16 236V238H18V239H15L14 237ZM19 236H22V237H19ZM75 236V237H76ZM80 236V237H79ZM82 236V237H81ZM132 236V237H131ZM141 236H144V238L143 237H141ZM150 236V237H149ZM153 236V237H152ZM197 236L198 235H196V238H197ZM24 237V238H23ZM136 237V238H137ZM141 237V238H140ZM155 237H157V239L158 240H156V238ZM164 237V238H163ZM175 237V238H174ZM221 237V238H220ZM222 237H224V238H222ZM239 237H240V235H239ZM22 238V240H24V239H26V240H24V241H22V240H20ZM29 238H31V239H29ZM60 238V239H59ZM140 238V239H139ZM159 238L161 239V240H159ZM198 238H199V236H198ZM202 238V237H201ZM201 238H199V239H201ZM229 238V239H230ZM15 239V240H14ZM61 239V240H62ZM133 239V240H132ZM135 239V240H134ZM153 239H155V240H153ZM223 239V240H222ZM28 240V241H27ZM55 240V241H54ZM132 240V241H131ZM138 240V241H137ZM144 242H148V243H146L145 244V246H142L141 247V245H144V243H142L143 241ZM155 241V242H152V241ZM163 240V241H164ZM16 242L15 244H14V242ZM19 241V242H18ZM63 241V240H62ZM137 241V242H136ZM165 241H164V243H165ZM199 241V240H198ZM198 241L197 242H195V243H197V244H199V246L197 245V244H195L196 246H198V247H200V245L202 244V243H204L203 241H202V243H201V241H199L200 243H198ZM221 241H223V242H221ZM25 242H26V244H25ZM29 242V243H28ZM56 242V243H55ZM162 242V241H161ZM168 242V241H167ZM8 243L11 245L12 244V246L11 247H8V248H4V247H2V245H5L6 246V244L8 245ZM60 243V244H59ZM136 243V244H135ZM150 243V244H151ZM22 244H24V245H22ZM54 244H56V245H54ZM133 244H135L134 246H133ZM149 244V245H150ZM263 244V243H262ZM261 243L260 244H258V245H260L259 246V248L260 249H263V251H264V244L262 245ZM14 245H15V247H14ZM20 245V246H19ZM132 247L131 249H130V246ZM138 245V246H139ZM165 245V244H164ZM164 245H162L161 246V248L162 247H165ZM156 246V245H155ZM157 246V247H158ZM203 245H201V247H202ZM227 246V247H226ZM1 247H2V249H1ZM14 247V248H13ZM51 247H52V249H51ZM124 247V246H123ZM153 247H154V245L152 244V245H150V248H151V250L153 249ZM220 247L218 248V249H220ZM155 248V247H154ZM159 248H160V246H159ZM156 249V252H160L161 250L160 249ZM232 250H231V249ZM237 248H239L238 250H237ZM5 249V250H4ZM10 249V250H9ZM49 249H50V251H49ZM134 249V250H133ZM207 249V250H206ZM206 249H204V250H201V251H198L197 253H195V254H192L188 259H186V260H184L185 262H183L184 264H207L208 262H207V260H208V258H210V257H213V256H211V253H212V255H214V253H215V255H216V251H214L215 249L214 248H206ZM217 249V250H218ZM243 249H245V251L247 250V251H251L252 252V249L251 248H248V247H243ZM3 250V251H2ZM14 251L13 253H11V251ZM29 250V251H28ZM142 250H140L141 252H139L138 254L139 255H141L143 252H145V251H143L142 252ZM18 251V252H17ZM23 251V252H22ZM41 253H40V252ZM65 251L67 252V250L65 249ZM220 251V250H219ZM246 251V252H247ZM2 252H4V253H2ZM10 254V257H8L7 256V254L8 253ZM15 252L17 253V254H15ZM23 254H22V253ZM35 252V253H34ZM64 252V251H63ZM66 252H64V254H67ZM150 252V251H149ZM201 252V253H200ZM214 252V253H213ZM250 252V253H251ZM141 253V254H140ZM145 253H147V252H145ZM248 254H249V252H247ZM7 256V257H5V255ZM8 254V255H9ZM39 254V255H38ZM122 254V255H121ZM4 255V256H3ZM11 255H12V257H11ZM43 255V256H42ZM206 255H210V256H206ZM249 256H251V255H249ZM3 257V258H2ZM20 257H25V259H27V260H25V259H23V261H22V258H20ZM75 257V256H74ZM196 257H197V259H196ZM252 258L254 257V256H251ZM206 258V259H205ZM255 258V257H254ZM7 259V260H6ZM16 261H15V260ZM36 259V260H37ZM43 259V258H42ZM41 259V260H42ZM129 259V260H128ZM6 260V261H5ZM15 261V262H13V261ZM19 260H21V262L19 261ZM24 260H25V263H24ZM30 260H31V257H30ZM40 260V261H41ZM150 260H152V261H150ZM154 260V261H153ZM195 260V261H194ZM198 262H197V261ZM206 260V261H205ZM211 260H213V258L211 259ZM27 261V262H26ZM48 261H50V259L48 260ZM124 261V262H123ZM126 261V262H125ZM139 261V262H138ZM205 261V262H204ZM209 261V260H208ZM42 262V261H41ZM53 262H55V260L54 259H52V262H46V260H44V264L46 263V264H51V263H53ZM137 262V263H136ZM141 262V263H140ZM149 262V263H148ZM155 262V263H154ZM195 262V263H194ZM207 262V263H206ZM21 263V264H22ZM128 263V262H127ZM126 263V264H127ZM8 264H10V263H8ZM42 264V263H41ZM208 264H210V263H208ZM211 264H212V262H211Z\"/></svg>",
	"mask_w": 264,
	"mask_h": 264
}]
</instances>
